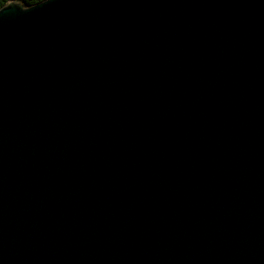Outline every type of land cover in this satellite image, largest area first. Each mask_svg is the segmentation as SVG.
Here are the masks:
<instances>
[{
  "label": "water",
  "instance_id": "1",
  "mask_svg": "<svg viewBox=\"0 0 264 264\" xmlns=\"http://www.w3.org/2000/svg\"><path fill=\"white\" fill-rule=\"evenodd\" d=\"M0 264H264V0L2 5Z\"/></svg>",
  "mask_w": 264,
  "mask_h": 264
},
{
  "label": "trees",
  "instance_id": "2",
  "mask_svg": "<svg viewBox=\"0 0 264 264\" xmlns=\"http://www.w3.org/2000/svg\"><path fill=\"white\" fill-rule=\"evenodd\" d=\"M9 0H0V7L2 5H4L5 3H7ZM21 1H25L26 3L28 4H35V3H38V2H41L43 0H21Z\"/></svg>",
  "mask_w": 264,
  "mask_h": 264
}]
</instances>
